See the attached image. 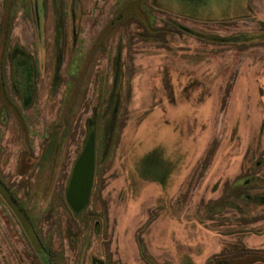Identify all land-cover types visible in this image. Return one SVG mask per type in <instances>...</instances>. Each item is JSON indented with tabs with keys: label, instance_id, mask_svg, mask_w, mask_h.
<instances>
[{
	"label": "rangeland",
	"instance_id": "obj_1",
	"mask_svg": "<svg viewBox=\"0 0 264 264\" xmlns=\"http://www.w3.org/2000/svg\"><path fill=\"white\" fill-rule=\"evenodd\" d=\"M72 2L57 27L51 0H0V179L43 242L0 195V264H264V206L231 192L247 172L238 191L264 192V0H80L75 42ZM91 132L81 223L66 188Z\"/></svg>",
	"mask_w": 264,
	"mask_h": 264
},
{
	"label": "water",
	"instance_id": "obj_2",
	"mask_svg": "<svg viewBox=\"0 0 264 264\" xmlns=\"http://www.w3.org/2000/svg\"><path fill=\"white\" fill-rule=\"evenodd\" d=\"M79 5L73 4L72 17L75 21V9L77 10ZM37 9V5H36ZM244 39H247L243 36ZM242 39V38H241ZM95 132H91L88 135L87 140L84 144L81 154L75 161L70 181L66 190V199L71 209L78 213L84 209L89 203L90 193L92 189L94 170H95ZM247 180H241L239 183H246ZM0 194L7 202V204L15 212L16 216L20 220L23 228L27 231V234L38 250L40 248L39 238L36 235L33 227L30 224L28 217L26 216L23 209L20 207L18 202L14 199L10 191L7 189L5 184L0 180Z\"/></svg>",
	"mask_w": 264,
	"mask_h": 264
},
{
	"label": "flooded vegetation",
	"instance_id": "obj_3",
	"mask_svg": "<svg viewBox=\"0 0 264 264\" xmlns=\"http://www.w3.org/2000/svg\"><path fill=\"white\" fill-rule=\"evenodd\" d=\"M35 4H37V2L35 3ZM72 4H75V5H79V2L77 1V0H74L73 1V3ZM43 5H44V9H45V7H46V2H44L43 1ZM72 9H73V7H72ZM75 11H76V9H75ZM38 12H39V10H38ZM35 15H36V10H35ZM76 15V14H75ZM36 18V17H35ZM36 20H37V24H38V27L40 26V24H39V20H38V17L36 18ZM79 20V22H80V18H79V15L77 16H75V21H78ZM72 22H74V20H73V17H72ZM71 22V26H72V35L74 34V32L73 31H75L74 30V27L75 26H73V23ZM65 23V22H64ZM64 28H65V26H64ZM75 29H76V31H79V28L76 26L75 27ZM64 31H65V29H64ZM65 34V33H64ZM75 35V34H74ZM77 36H78V32H77V35H76V38H75V40H74V42L76 41V39H77ZM64 43H65V41H64ZM26 76V78L24 79L25 80V82L23 83V85H22V87H20L21 88V102H22V105H23V107L27 104H31V98H30V96H29V93H30V91H31V84H30V80H31V74H27V75H25ZM85 144V143H84ZM24 149L22 150V152L20 153V155H19V158H18V165H17V170L15 171V173H17V176H19V174H21V177H24V176H28V174H30V172H31V165L33 166V164H34V160H35V156H33V153H32V151H31V148H30V146H29V144H27L26 142H25V144H24ZM83 147H84V145H82V149H81V151H80V153L78 154V156L81 154V152H82V150H83ZM43 153V151H42V148H39V151H38V155H41ZM78 156H77V158H78ZM39 157V156H38ZM257 162V161H256ZM256 162H255V164H256ZM262 164H264V160L262 161V162H259L257 165L258 166H262ZM252 165V164H251ZM251 165H249V168H250V166ZM20 166H27V168L23 171V170H20ZM256 166V165H255ZM253 167V166H252ZM251 167V169H253V170H250V171H254L255 172V168L256 167H253L252 168ZM94 172H95V170H94ZM259 175H260V173H258V172H256V173H250V172H247V174H245L244 176H241V177H238L237 179H236V181H234L235 183L237 182V186H249V185H253V181H254V184L255 183H257V181H258V177H259ZM1 180V179H0ZM241 180H247V182L246 183H239V181H241ZM2 181V180H1ZM3 182V181H2ZM233 182V183H234ZM4 184H5V186L7 187V189L10 191V189H9V187L6 185V183L5 182H3ZM237 186H235L236 188H235V190H232L231 192H233L234 193V195L237 197V199H239V196H240V198H245V200H250L251 202H252V205L254 206V208L255 207H257V206H259V205H261V203H260V199H263L264 200V192H257V193H254V194H247V193H242L241 191H238V187ZM68 187V186H67ZM66 190H67V188H66ZM239 192V193H238ZM10 193H11V191H10ZM238 193V194H237ZM12 194V193H11ZM1 195V194H0ZM2 196V195H1ZM13 196V195H12ZM14 197V196H13ZM14 199L16 200V198L14 197ZM17 201V200H16ZM18 202V201H17ZM18 204H19V202H18ZM248 204H250V203H248ZM20 205V204H19ZM88 205V204H87ZM261 206H264V205H261ZM20 207H21V205H20ZM87 207V206H86ZM85 207V208H86ZM22 208V207H21ZM85 208L84 209H82L80 212H78L77 214H79L78 216H79V218L81 219V223H85L86 221H85V217H87V216H84L85 214H82L84 211H85ZM23 209V208H22ZM249 209H251V207H249ZM24 210V209H23ZM72 212H74V211H72ZM246 212V211H245ZM75 213L76 212H74L73 214H74V216H75ZM78 216H76V217H78ZM82 217V218H81ZM30 221V220H29ZM31 226H32V224H31ZM33 227V226H32ZM24 231H25V233L27 234V231L24 229ZM35 231H36V229H35ZM37 232V231H36ZM76 232V231H75ZM77 234V233H76ZM38 236V238H39V242H40V248L38 249V250H36V251H39L41 248H42V246H43V242H42V239H41V236H39V234L37 235ZM33 244V243H32ZM34 245V244H33ZM232 260V259H231ZM231 260H229V259H224V258H220V260L218 261V264H221L222 262H226V263H231L230 261Z\"/></svg>",
	"mask_w": 264,
	"mask_h": 264
},
{
	"label": "trees",
	"instance_id": "obj_4",
	"mask_svg": "<svg viewBox=\"0 0 264 264\" xmlns=\"http://www.w3.org/2000/svg\"><path fill=\"white\" fill-rule=\"evenodd\" d=\"M74 1V0H73ZM78 2H80V0H77ZM7 3V2H6ZM73 3V2H72ZM51 5H52V9H53V14H54V18H55V16H56V20H54V22H56V26L57 27H59V23H58V19H59V17H61L62 19H64V8H63V6H64V0H51ZM72 7H73V4H72ZM73 23V26H77L78 28H79V20L78 21H74V22H72ZM75 27H74V30L75 31H73L74 32V37H76V35H77V32L78 31H76V29H75ZM61 28V27H60ZM186 30V29H185ZM59 37L61 38V39H59V41H58V44H60V45H64V41H65V39H64V37L62 38V35L64 34V32H62L61 30H60V32H59ZM63 40V41H62ZM104 132V134L106 135V133H105V131H103ZM88 136V135H87ZM105 137V136H104ZM87 140V139H86ZM256 166H257V164H255ZM255 166V167H256ZM264 198V197H263ZM260 201V203H261V205H264V200L263 199H260L259 200ZM79 214H77V213H75V216H78ZM70 225H71V223H70ZM71 227V226H70ZM70 227H66V234L68 235V237L70 238V241H71V245L73 246L74 245V243H75V238H76V235H74L73 234V231H72V227L70 228ZM229 249H231V248H229ZM247 251V250H246ZM230 253L231 252H229V255H230ZM218 255H220V254H218ZM259 262L260 261V259H257L256 260V262ZM52 264V263H51Z\"/></svg>",
	"mask_w": 264,
	"mask_h": 264
},
{
	"label": "crops",
	"instance_id": "obj_5",
	"mask_svg": "<svg viewBox=\"0 0 264 264\" xmlns=\"http://www.w3.org/2000/svg\"><path fill=\"white\" fill-rule=\"evenodd\" d=\"M215 251H216V250H215ZM218 254H219V252H216V254H215L214 257L219 256ZM219 257H220V256H219ZM220 258H222V257H220ZM224 259H232V258H224Z\"/></svg>",
	"mask_w": 264,
	"mask_h": 264
}]
</instances>
